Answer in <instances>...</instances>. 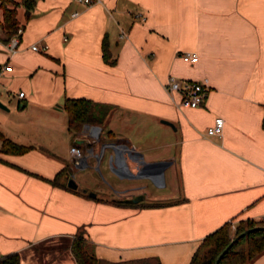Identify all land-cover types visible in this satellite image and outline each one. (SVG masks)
Here are the masks:
<instances>
[{
	"label": "crops",
	"instance_id": "crops-1",
	"mask_svg": "<svg viewBox=\"0 0 264 264\" xmlns=\"http://www.w3.org/2000/svg\"><path fill=\"white\" fill-rule=\"evenodd\" d=\"M14 1L23 31L10 54L0 27V132L31 148L3 152L0 139V258L17 252L21 264H78L72 245L84 234L88 251L106 261L190 264L224 224L262 220L264 0H35L29 16ZM170 76L207 79L206 100L180 107L165 87ZM69 98L109 106L101 126L85 125L99 126L98 138L85 126L75 137L69 131ZM217 117L223 133L208 136ZM73 146L109 188L77 174V188L69 187L86 166H74ZM160 161L168 164L157 184L138 175L141 163ZM64 170L69 178L55 185Z\"/></svg>",
	"mask_w": 264,
	"mask_h": 264
},
{
	"label": "trees",
	"instance_id": "trees-1",
	"mask_svg": "<svg viewBox=\"0 0 264 264\" xmlns=\"http://www.w3.org/2000/svg\"><path fill=\"white\" fill-rule=\"evenodd\" d=\"M27 7V15L32 13L35 0H23ZM19 3L14 0H0V27L6 40H9L18 30L17 7ZM103 53L106 61H110V52L107 40L103 42ZM111 62V61H110ZM68 114V128L74 137L85 125H99L108 113L109 106L98 104L85 98L67 99L63 105ZM2 151L7 153L22 154L31 147L24 146L6 138L0 132ZM69 170L61 172L52 182L62 185L60 179L68 175ZM64 186V185H63ZM262 225L260 222L247 220L239 221L236 230H232V222L206 236L195 251L190 264H215L222 251L245 230ZM88 241L84 234H80L73 242L72 252L78 264H161L155 257L140 258L119 262H110L98 258L88 251ZM264 255V230H256L238 239L222 257L219 264H252ZM0 264H21L19 253H10L0 258Z\"/></svg>",
	"mask_w": 264,
	"mask_h": 264
},
{
	"label": "built area",
	"instance_id": "built-area-1",
	"mask_svg": "<svg viewBox=\"0 0 264 264\" xmlns=\"http://www.w3.org/2000/svg\"><path fill=\"white\" fill-rule=\"evenodd\" d=\"M80 2L91 6L95 3H98L99 0H79ZM76 12L74 15H78ZM22 28H18L17 32L9 39L7 43V48L10 54H15L20 45V36L22 34ZM2 30L0 28V34ZM123 37V35H122ZM32 50L37 52H42L47 50V46L40 47L36 44L32 45ZM182 57L185 60L196 62L198 60V56L196 54L184 53ZM3 70L10 71L12 67L7 65L3 67ZM166 90L172 94H177L180 97L179 106L182 108H197L202 105V103L206 100L209 91L210 85L207 79L203 81H181L174 76H170L165 84ZM19 97H24V92H20ZM225 126V120L222 117H217L214 121V124L210 126L206 133L208 136H216L222 135ZM95 133V132H94ZM71 152L74 155L73 164L76 167H81L84 164V159L86 157V153L78 146H73L71 148ZM74 176V175H72ZM260 223L264 226V216ZM237 227V222L232 221V230L235 231Z\"/></svg>",
	"mask_w": 264,
	"mask_h": 264
},
{
	"label": "water",
	"instance_id": "water-1",
	"mask_svg": "<svg viewBox=\"0 0 264 264\" xmlns=\"http://www.w3.org/2000/svg\"><path fill=\"white\" fill-rule=\"evenodd\" d=\"M0 107L1 108H4V109H7V107L0 101ZM169 125L172 126V124H170V122H165ZM85 128H90L92 130V135L95 137V138H98L100 136V132H101V128L99 126H85ZM95 132V133H94ZM93 154V150L91 149L89 151V154ZM87 156V155H86ZM87 157H85V160H86V166L83 168H88L89 167V164H88V161L86 159ZM144 165V168L139 172V176L142 175V174H145L148 176V178L154 182V183H158V181H160L162 178H163V172H164V168L167 166L168 162H165V161H160V162H154V163H148V164H144V163H141ZM68 185L69 187L71 188H74L76 189L77 188V184L75 182V179H74V176L72 178L69 179V182H68ZM96 194L95 193H91V196H95ZM142 197L143 196H139V197H136V198H133V199H128V200H124V202L126 203H132V204H135V203H138L140 200H142ZM256 230H264V226L263 225H260V226H256L254 228H250V229H247L245 230L243 233H241L240 235H238L223 251L222 253L219 255V257L217 258L216 260V263L215 264H219V262L221 261L222 257L226 254V252L232 247V245L238 240L240 239L241 237H244L246 236L247 234L251 233V232H254Z\"/></svg>",
	"mask_w": 264,
	"mask_h": 264
},
{
	"label": "rangeland",
	"instance_id": "rangeland-1",
	"mask_svg": "<svg viewBox=\"0 0 264 264\" xmlns=\"http://www.w3.org/2000/svg\"><path fill=\"white\" fill-rule=\"evenodd\" d=\"M76 136H77V134H76ZM73 174H77V176H76L77 181H80L81 176H82L85 183L89 187L101 186L103 188H109L108 183H106L105 177L103 176V174L98 169H94V171H92V168L88 167V168L82 169L80 172L78 169H75L73 171ZM154 190L157 193H164V192H166L167 189H154Z\"/></svg>",
	"mask_w": 264,
	"mask_h": 264
},
{
	"label": "flooded vegetation",
	"instance_id": "flooded-vegetation-1",
	"mask_svg": "<svg viewBox=\"0 0 264 264\" xmlns=\"http://www.w3.org/2000/svg\"><path fill=\"white\" fill-rule=\"evenodd\" d=\"M71 175H74V174L71 173Z\"/></svg>",
	"mask_w": 264,
	"mask_h": 264
}]
</instances>
